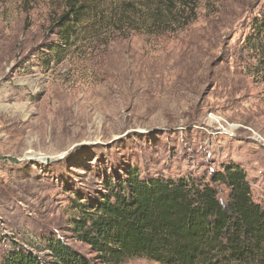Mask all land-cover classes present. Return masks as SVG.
I'll return each instance as SVG.
<instances>
[{"label":"rangeland","instance_id":"obj_1","mask_svg":"<svg viewBox=\"0 0 264 264\" xmlns=\"http://www.w3.org/2000/svg\"><path fill=\"white\" fill-rule=\"evenodd\" d=\"M83 1L64 38L65 0H0V264L49 261L53 238L89 256L70 203L130 167L203 182L238 165L264 203V0H194L187 24L162 0Z\"/></svg>","mask_w":264,"mask_h":264},{"label":"trees","instance_id":"obj_2","mask_svg":"<svg viewBox=\"0 0 264 264\" xmlns=\"http://www.w3.org/2000/svg\"><path fill=\"white\" fill-rule=\"evenodd\" d=\"M162 2L182 24L194 15V0ZM177 4L182 18L175 15ZM86 10L83 0H65L55 22L60 36L69 38ZM70 205L75 214L69 230L89 256L53 238L46 245L49 261L14 250L3 264H122L138 257L160 264H264V203L238 165L211 169L203 182L192 176L142 177L130 167L124 177L105 179L97 198L77 194Z\"/></svg>","mask_w":264,"mask_h":264}]
</instances>
